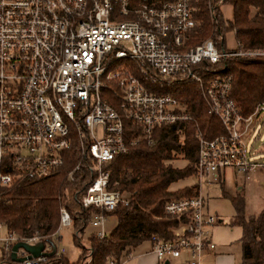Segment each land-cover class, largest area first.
I'll return each mask as SVG.
<instances>
[{"label": "built area", "instance_id": "built-area-1", "mask_svg": "<svg viewBox=\"0 0 264 264\" xmlns=\"http://www.w3.org/2000/svg\"><path fill=\"white\" fill-rule=\"evenodd\" d=\"M195 1L0 0V197L12 183L61 168L74 129L97 172L80 202L97 211L89 224L95 237L107 236V214L128 199L109 189L104 165L142 140L151 144L156 127L193 121L176 98L149 91L125 65L133 62L152 83H197L208 114L224 130L210 139L196 132L197 195L164 203V214L178 224L169 239L151 237V252L160 263L186 257V264H202L203 254L215 251L208 230L222 220L206 211L200 187L203 181L206 187L217 182L223 171L247 177L264 168L248 147L264 116V101L243 116L230 96L231 76L219 70L213 76L210 66L229 57H264V50L220 52L210 39L189 47ZM125 121L136 125L130 139ZM79 169L76 165L68 180ZM71 224L68 211L60 208L58 228L50 242H43V253H64L55 241ZM19 242L42 241L8 233L0 223L1 257L10 258ZM27 255L23 249L16 254ZM48 258H26L21 264Z\"/></svg>", "mask_w": 264, "mask_h": 264}, {"label": "trees", "instance_id": "trees-1", "mask_svg": "<svg viewBox=\"0 0 264 264\" xmlns=\"http://www.w3.org/2000/svg\"><path fill=\"white\" fill-rule=\"evenodd\" d=\"M222 5L232 7L231 21L224 20ZM192 18L195 26L188 34L189 47L210 39L220 52L264 50V0H196ZM229 32L236 41L233 50L225 45ZM125 65L149 91L176 98L193 121L156 127L151 144L142 140L125 155L104 165L103 169L110 173L109 189L123 194L128 204L107 214L108 218L116 219L115 227L104 239L91 235L87 240L88 248L81 245L80 236L97 211L84 208L80 198L97 172L93 169L94 162L81 150L74 129L70 130L72 143L61 168L42 178L12 183L0 197V223L8 233L50 242L59 225L60 208L64 207L70 215L74 231L72 241L81 250L78 260L70 262L63 255L52 256L42 264L121 262L149 243L154 235L171 238V230L178 222L164 214V203L197 195L196 186L169 189L172 184L194 176L195 134L200 131L210 139L224 132L218 119L208 114L197 83H152L140 76L135 63L126 62ZM214 70L231 76L230 96L243 116L251 114L264 101V57H229L210 66L213 76ZM135 128L132 122H124L127 139L132 138ZM177 159L184 161L182 167L174 164ZM76 165H80V169L70 181L68 174ZM225 197L235 211L229 225L242 230L240 264H264V202L257 215L246 217L242 197ZM0 264L18 263L2 258Z\"/></svg>", "mask_w": 264, "mask_h": 264}, {"label": "rangeland", "instance_id": "rangeland-1", "mask_svg": "<svg viewBox=\"0 0 264 264\" xmlns=\"http://www.w3.org/2000/svg\"><path fill=\"white\" fill-rule=\"evenodd\" d=\"M220 9L224 20L231 21L233 15L232 7L230 5H222ZM225 45L229 50H233L236 48V41L232 32L226 34ZM248 147L252 152V157L254 156V158L264 162V116L262 120L255 125L254 131L248 140ZM174 164L176 166L182 167L184 165V161L177 159ZM234 176V182L227 179L228 181L224 184L223 188L225 194L228 197L240 196L243 198L246 217L257 215L262 210L264 202V186L262 187L261 184L262 180L264 183V168L257 171L256 173L250 174L249 176H247L248 178L239 175ZM204 182L205 181H203V183L201 184L200 193L203 196L206 211L209 214L217 216L220 220L223 221L225 225H227L228 223H230V220L235 213L229 198L223 196V188L218 184L219 182H212L208 187H206ZM190 186H198V181L194 177H190L174 183L170 186L169 189L177 190ZM238 188H240V190ZM115 225L116 219L114 217L109 218L104 226L106 235L111 232ZM95 232L96 230L90 226L86 228L85 233L80 236L81 245L83 247L88 248L87 240L91 235L95 234ZM73 234L74 231L71 226L63 227L59 232L60 239L55 241L58 250H64V253L62 255L70 262L77 261L81 253V250L77 248L72 241ZM234 247L236 250L235 264H240V245L235 244ZM58 256H61V254H59ZM1 259L2 257L0 253V260Z\"/></svg>", "mask_w": 264, "mask_h": 264}, {"label": "crops", "instance_id": "crops-1", "mask_svg": "<svg viewBox=\"0 0 264 264\" xmlns=\"http://www.w3.org/2000/svg\"><path fill=\"white\" fill-rule=\"evenodd\" d=\"M261 117L257 123L262 120ZM236 175L234 172L227 170L219 174L217 182L223 188L224 184L228 181H233ZM248 178V177H247ZM234 182V181H233ZM262 187L264 186L263 180L261 182ZM240 190V188H238ZM225 194L224 188L222 192ZM236 197V196H235ZM109 219V218H108ZM209 236L216 244L215 251L212 253H204L202 257V264H235L236 263V250L235 244L240 245V256H242L240 239L242 236V230L239 227H231L229 223L225 225L222 221L209 230ZM241 259V258H240ZM127 264H186V257H181L177 260L166 261L160 263L154 254L151 252V244H143L137 248L134 252L130 253L126 258Z\"/></svg>", "mask_w": 264, "mask_h": 264}, {"label": "water", "instance_id": "water-1", "mask_svg": "<svg viewBox=\"0 0 264 264\" xmlns=\"http://www.w3.org/2000/svg\"><path fill=\"white\" fill-rule=\"evenodd\" d=\"M45 245L43 242H39L35 245H29L23 242H19L15 244L12 248L10 258L13 262L21 264L24 259L30 258H38L40 256L52 257L54 255V251L52 253H43ZM19 249H23L28 255L25 258H17L16 254Z\"/></svg>", "mask_w": 264, "mask_h": 264}]
</instances>
